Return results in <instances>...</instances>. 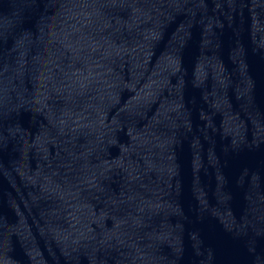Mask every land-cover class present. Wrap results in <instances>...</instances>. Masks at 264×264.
I'll return each instance as SVG.
<instances>
[{"label": "water", "instance_id": "water-1", "mask_svg": "<svg viewBox=\"0 0 264 264\" xmlns=\"http://www.w3.org/2000/svg\"><path fill=\"white\" fill-rule=\"evenodd\" d=\"M0 264H264V0H0Z\"/></svg>", "mask_w": 264, "mask_h": 264}]
</instances>
